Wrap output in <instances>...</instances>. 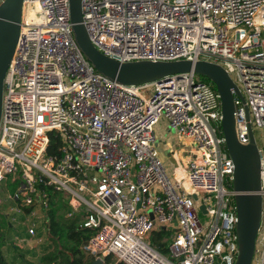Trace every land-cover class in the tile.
<instances>
[{"label":"built area","instance_id":"2783aa9c","mask_svg":"<svg viewBox=\"0 0 264 264\" xmlns=\"http://www.w3.org/2000/svg\"><path fill=\"white\" fill-rule=\"evenodd\" d=\"M80 1L82 23L101 53L121 63H218L243 97L232 90L237 140L247 144L250 128L264 131V0ZM161 118L188 153L181 179L169 176L156 153ZM221 120L218 91L194 72L116 82L78 46L69 0H23L0 116V183L19 178L7 195L10 223L23 217L30 238L47 231L51 189L70 206L68 216L82 210L79 227L91 234L81 249L93 258L234 264V164ZM50 133L60 140L53 152ZM257 147L261 218L251 264H264V148ZM154 231L162 236L150 242Z\"/></svg>","mask_w":264,"mask_h":264},{"label":"water","instance_id":"95a60500","mask_svg":"<svg viewBox=\"0 0 264 264\" xmlns=\"http://www.w3.org/2000/svg\"><path fill=\"white\" fill-rule=\"evenodd\" d=\"M23 0H4L0 4V116L4 77L12 58L20 30ZM69 13L74 38L86 58L96 70L110 79L122 84H142L192 71L209 78L220 95L221 128L226 149L233 160L234 172L232 186L236 191L237 224L236 234L238 254L234 264H251L255 249V239L261 218L260 155L251 128L249 142L241 144L235 134L233 92L243 99L236 84L225 69L218 63L188 59L173 61L136 60L121 63L97 50L90 42L82 23L81 1L69 0ZM197 199V195H193ZM199 210L204 212L203 205ZM90 264H104L94 258Z\"/></svg>","mask_w":264,"mask_h":264},{"label":"rangeland","instance_id":"374dc122","mask_svg":"<svg viewBox=\"0 0 264 264\" xmlns=\"http://www.w3.org/2000/svg\"><path fill=\"white\" fill-rule=\"evenodd\" d=\"M158 133H157V132ZM155 131L158 137H160V143L157 147V155L163 162L165 168L172 167L173 170L171 174L175 171L178 173L180 171V167L175 160L169 159L166 155H163V141L170 140L173 141V135L168 136L167 134H163L162 129L159 128ZM253 135L256 138V143L259 147L264 148V131L254 128ZM17 175H8L6 180L0 183V197L2 199V203L0 204V231L2 232V236H0V251L5 255L4 257L8 260L9 264H36L41 256V254L45 251V249L50 248L52 243L49 238V234L46 232V228L43 232L38 233V237H28L25 232V226L20 223L23 217L17 216L16 222L11 223L7 226V223L11 221V217L15 214L11 211V207L14 206V202L7 198L8 194H12L16 189L19 178L16 181H12V177ZM60 197V196H59ZM90 199V196H87ZM62 203L66 204V201L61 198ZM64 204V205H65ZM52 209L55 210V215H60L64 218L70 217L67 213L70 211L68 204L63 208H57V202L52 206ZM79 219L78 223L82 219L81 214L82 210L75 212ZM199 218L201 221H205L208 217L204 215L202 211L198 212ZM46 225V224H45ZM18 237V239H16ZM19 240V242H18ZM151 242V238L148 239ZM62 243L71 244L66 240H61ZM113 260H116L115 257L112 256Z\"/></svg>","mask_w":264,"mask_h":264},{"label":"trees","instance_id":"16d2710c","mask_svg":"<svg viewBox=\"0 0 264 264\" xmlns=\"http://www.w3.org/2000/svg\"><path fill=\"white\" fill-rule=\"evenodd\" d=\"M198 78L204 82L210 83L214 88L212 81L204 75L197 74ZM60 144V140L55 137L54 133H50V143L48 146V152L55 151L56 147ZM51 196V205L53 206L57 202V208H63L68 203H62L61 195L58 192H53L48 189ZM60 196V197H59ZM65 204V205H64ZM52 206L46 213V226L47 234H49L52 246L45 249L41 254L36 264H90L94 259L93 256L84 253L81 249V245L91 234V230L86 227H79L78 215L76 213L71 214L70 217L64 218L62 214L55 215V210ZM69 209L70 206L68 205ZM11 223H7V226ZM0 236L2 232L0 231ZM162 232L154 231L151 236L153 239H160ZM71 242V244L62 243L61 240ZM155 242V241H154ZM158 248L162 251H166V243H159L156 241ZM0 264H9L0 251ZM104 264H125L122 261H116L112 259V255H107L104 259Z\"/></svg>","mask_w":264,"mask_h":264},{"label":"crops","instance_id":"0c3cea01","mask_svg":"<svg viewBox=\"0 0 264 264\" xmlns=\"http://www.w3.org/2000/svg\"><path fill=\"white\" fill-rule=\"evenodd\" d=\"M159 128L162 129L163 134H165V133L167 134V137L173 135V139H174L173 141L166 140V139L163 141V148H162L163 155H166L169 159L173 158L175 160V162L178 163V165L180 167V171L178 173H176L174 171L171 174L174 165L172 167H168L166 170H167L169 176H171L172 178L181 179L183 174H184L183 173L184 172V169H183L184 166L183 165H185V163L188 160V153L183 150L184 147L181 146V142H180L179 137L177 135H175V133H173L169 129L167 120L165 118H161L158 121V123L154 126L156 151H157L158 144L161 141L160 137H158L157 134L155 133V131ZM41 215L44 218V214H41Z\"/></svg>","mask_w":264,"mask_h":264}]
</instances>
